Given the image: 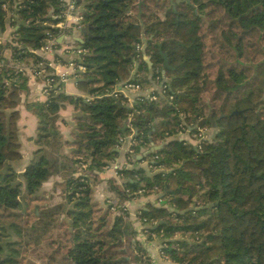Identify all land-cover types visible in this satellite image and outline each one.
Listing matches in <instances>:
<instances>
[{"label":"trees","instance_id":"obj_1","mask_svg":"<svg viewBox=\"0 0 264 264\" xmlns=\"http://www.w3.org/2000/svg\"><path fill=\"white\" fill-rule=\"evenodd\" d=\"M63 12L62 0H0V35L8 25L14 33L11 43L0 44L4 60L3 53L12 52L5 63H36L32 51L55 31L50 25ZM83 25L87 71L77 83L93 98L67 96L59 84L45 102L28 104L38 120L37 149L22 177L16 169L23 157L17 107L28 77L7 66L0 72V264H24L28 250L40 257L44 243L53 251L43 264H153L123 204L165 189L167 206L139 218L164 240L172 262L264 264V0H89ZM138 45L143 50L136 51ZM145 54L152 59L151 79ZM209 54L215 62L207 63ZM156 77L167 85L156 102L137 100L130 107L110 94L121 82L145 89ZM65 103L76 110L71 140L57 124ZM159 114L168 117L162 131ZM132 117L129 159L137 161L155 138L172 140L147 157L148 171L122 170V183L100 180L98 173L118 155L119 139L132 135ZM211 120L216 132L201 149L179 140V131L195 128L196 135L199 128L211 129ZM55 177L59 199L32 208L46 199L42 188ZM96 190L108 196L106 208L96 202ZM29 213L31 224L24 218Z\"/></svg>","mask_w":264,"mask_h":264},{"label":"crops","instance_id":"obj_2","mask_svg":"<svg viewBox=\"0 0 264 264\" xmlns=\"http://www.w3.org/2000/svg\"><path fill=\"white\" fill-rule=\"evenodd\" d=\"M63 1L66 3H70L72 1L75 2L78 5L80 11L83 12L84 14L86 3H82V0H63ZM165 1H169V0H165ZM152 8L154 9L153 5H152ZM49 14L50 15L53 14L52 9H50ZM138 19H139V22L142 21L140 14L138 15ZM84 28H87V27L83 25V27L79 30L70 29L67 32L62 34V36L59 39L60 48L56 54L60 63L68 64L69 62L77 59L75 50L82 47L83 45L82 42L85 41L84 36L87 34L83 32ZM13 37H14L13 29L10 28V25H8L5 32L0 35V44L11 43L13 40ZM7 54L9 55L7 56ZM3 56L5 60L10 61L12 58L11 50H6L3 53ZM143 59L145 60V62L147 63L149 67V64L147 61L150 59V61L152 62L151 57L145 54ZM136 65L132 72V77H134L135 74L138 72V69H136ZM27 77H28L27 90L21 94V101L17 107V110L19 111V114H20V118L18 121V127H19V139L21 143V153L23 156L21 162L16 165V169L18 170L19 174L24 173L26 165L32 158L33 152L37 149V146L35 144V138L37 134L38 120L36 116L30 110H28L27 106L30 103L45 102L47 99V96L42 93L41 81L37 79H33L30 76H27ZM151 77H152V72H151V68L149 67L148 78L151 79ZM79 79L81 80L82 77ZM122 83H125V82H121L117 84L115 86V89H121ZM153 86H154V82L151 81L149 82L145 90H149ZM62 92L67 96L82 97L85 99V101L91 100L93 98L91 95L86 94L85 92L80 90L78 83L74 80H70L69 82L62 84ZM129 94L131 95L132 92H129ZM75 115H76L75 107L71 104L65 103V107L59 113V120L57 123L59 125V129L61 133L63 134V137L65 140H71L72 138L71 132L75 125ZM194 129L195 128L189 129L187 132L179 131L178 137L180 141H185L186 143L195 146L197 150L198 148H197V141H196L195 134L191 135V132L194 131ZM25 130L28 131L29 134L27 135L26 138H23L24 137L23 131ZM210 138L211 137L208 135V139ZM170 140L172 139L162 140L159 138H155L154 141L149 145V147L144 148L142 153L136 156L137 161L129 159L127 157L128 144L126 142L121 144L119 148L118 147L115 148V151L117 152L118 155L113 161L109 163L110 169H107V170L105 169L103 172L98 173L100 180L106 181V180L113 178V179H116L119 183H122L123 178L119 177L115 173V171L117 173L125 169L127 170L145 169L146 171H148L150 168L148 167L147 157L155 152L161 151L162 149L166 148ZM155 147H159L160 149L158 151L152 152L151 150L154 149ZM140 156H142V158H139ZM116 166L118 169H116ZM172 171L173 170H170V173ZM159 172H161V169L154 170V174L159 173ZM56 182H60V179L57 177H55V183ZM169 192L170 190L165 189V191L162 193H159V194L154 193L147 197H139L133 201H127L123 204L125 208L127 209L128 213L130 214V221L132 223L131 224L132 229L133 231L136 232V238L140 242H142L143 240L147 238L141 231V223H140L141 219L139 218L141 212L149 211L152 208H160V207L167 206L168 200L166 198V194ZM97 194H100V196L102 197L101 200L100 199L98 200ZM95 200L99 204L100 208H105L107 206L106 200H108V196L103 194L101 191L96 190ZM61 219L66 222V227H68L69 220L65 218L64 216ZM156 227L154 229H156ZM69 230L72 231V228H69ZM63 231H64V228H61L58 231V234H56L57 238L60 233H63ZM147 239L152 241L150 238H147ZM146 249L151 252L153 258H155L156 263L157 264L160 263L158 247L154 245H147ZM160 264H170V263H166L165 261L161 260Z\"/></svg>","mask_w":264,"mask_h":264},{"label":"built area","instance_id":"obj_3","mask_svg":"<svg viewBox=\"0 0 264 264\" xmlns=\"http://www.w3.org/2000/svg\"><path fill=\"white\" fill-rule=\"evenodd\" d=\"M62 2L64 1L62 0ZM3 9H6L8 12L10 11L7 4L3 5ZM52 17L53 19L58 18L56 16ZM59 18H61L60 21L50 25L51 28L55 31L47 32V38L41 48L32 51L38 56V61L36 63H30L29 65H25L9 62L8 64H6L5 60L0 55V72L4 66H7L14 68L16 72L21 73L25 76H30L33 79L40 80L42 84V93L46 96L49 94V91L53 87H56L59 84H65L70 80H74L77 82L79 78H81L82 75L87 71L86 66L81 62L82 55L84 54L82 48L75 50L77 59L69 62L68 64L60 63L56 54L60 48L59 39L62 34L70 29L79 30L83 27L84 14L80 11L79 7L75 2H64V12L62 16H59ZM136 50H143V46L138 45L136 47ZM157 72L155 74H157ZM153 75L154 74H152V77ZM165 82V80L161 81L158 77H156L154 81V86L149 90L142 89L139 83L125 82L122 83L121 89L114 88L110 94L116 98L122 96L126 99V102L130 107L137 100L146 102H156L159 100L160 97L165 96L167 93V85ZM6 84H10V81L6 82ZM129 92H132V94L130 95ZM173 99V96L169 97L170 101H172ZM132 121L133 117L129 120L128 123V126L133 131L132 135L120 138L119 143L117 145V147L119 148L121 144L126 142L128 144L127 153L129 155H133V138L136 135V131L133 129ZM198 131L199 133L196 134L195 137L197 141V148L201 149L203 143L208 139V134L207 130L205 129L199 128ZM155 159H157V157H155ZM140 223L141 231L147 238H150L152 241L158 238V236L149 231L150 225L146 222V220H140ZM156 242L158 244L159 251L163 260L166 263L175 264L164 253V242H160L159 240H157Z\"/></svg>","mask_w":264,"mask_h":264},{"label":"rangeland","instance_id":"obj_4","mask_svg":"<svg viewBox=\"0 0 264 264\" xmlns=\"http://www.w3.org/2000/svg\"><path fill=\"white\" fill-rule=\"evenodd\" d=\"M89 2V0H82V3H88ZM156 10V9H155ZM157 12H159V11H156V13ZM160 17H162L163 18V14L162 15H160ZM205 30V32L207 33V30H206V26H204V29H203V31ZM212 35H209L208 34V40H210L209 42H207V46H211L212 45V41H211V39H210V37H211ZM84 38H85V36H84ZM247 40H250V38L249 37H247V39H246V41ZM262 43H264V41H262ZM143 45V44H142ZM9 54H7V56H8ZM211 55L209 54V56H208V58H207V63H213V62H215V61H213L212 59H211V57H210ZM211 73V72H213V69H210V70H208L207 71V73ZM166 80L167 81H169L170 80V83L172 84V86L174 87V89H176V90H178L177 88H179V87H177V83H176V81H175V79H172V78H170V75H168V78H166ZM206 96H210L209 95V93H207V95ZM160 115V118L163 120V124L162 125H159L158 126V131H162V130H164V128H165V126L167 125V120H168V117H166L165 115H161V114H159ZM210 130V129H209ZM209 130H207V133H208V131ZM24 132V137L23 138H26L27 137V135L29 134L28 133V131H23ZM23 140H25V139H23ZM106 170L107 169H110V166L108 165L106 168H105ZM116 169H118L117 168V166H116ZM115 173L120 177V174L119 173H117L116 171H115ZM59 191V190H58ZM42 196L43 197H45L46 199H44V200H41V201H38V202H34V203H32L31 204V207L33 208L36 204L37 205H39V206H42V205H44L45 203H47L48 202V200L49 199H51V197H55L56 199H59V195H58V193H57V191H56V185H55V178H51L47 183H45V185L43 186V188H42ZM97 198H98V200L100 199L101 200V196H100V194H97ZM105 199V198H104ZM103 199V200H104ZM107 201V200H106ZM106 208V207H105ZM113 210V209H112ZM25 219H27L28 220V223L29 224H31L33 221H34V218H33V215L32 214H30L29 213V215H26V217H24ZM64 232V231H63ZM54 238H57V236L55 235V237ZM177 239H180L181 238V236H177L176 237ZM188 239V241L189 242H191V238H187ZM156 240H159L160 242H164V240L162 239V238H160V237H158ZM156 240H154V241H150L149 239H145V240H143L142 242H140L141 243V246H143L144 248H145V250H146V252H147V255H148V257H150V259H151V261H152V263L153 264H157L156 263V261H155V258H153V256H152V254H151V252L149 251V250H147L146 249V246L147 245H154V246H156V247H158V244L156 243ZM144 242V243H143ZM47 243H44L43 244V246H42V250L44 251V255H41L40 257H37V254L38 253H32L31 251H26V253H24V264H30L29 263V260L31 261V262H34V264H43L42 262H44V263H46L47 262V260L49 259L48 257H49V255H50V253L53 251V247L52 246H48V245H46ZM61 244H63V245H65V242L64 241H62V243ZM54 246V248H55V246L57 247V245L56 244H54L53 245ZM39 251V250H38ZM45 253H47V254H45ZM158 253H159V257H160V259H159V262L161 263V260H163V258H162V256H161V254H160V251H159V247H158ZM61 257H62V254L60 253V254H58L57 256H56V260L58 261L59 259H61ZM164 261V260H163ZM160 263H158V264H160ZM47 264H49V263H47ZM53 264H56V263H54L53 262Z\"/></svg>","mask_w":264,"mask_h":264},{"label":"water","instance_id":"obj_5","mask_svg":"<svg viewBox=\"0 0 264 264\" xmlns=\"http://www.w3.org/2000/svg\"><path fill=\"white\" fill-rule=\"evenodd\" d=\"M140 25L142 27V33H144L145 25L143 24L142 21H140ZM83 32L88 33V29L87 28H84ZM82 43H84V42H82ZM163 59H164V66H165V68H168V69L171 68L170 65H169V59H168V57H167L166 54L163 55ZM147 62L149 64V67L152 69V62L150 61V59ZM138 67H139V64L136 65V69H138ZM211 123H212L211 129L208 131L207 134L210 137H213L214 134H215V132H216V122L214 120H211ZM125 129H126V124H124L123 127L121 128V132L122 133H125ZM159 149H160L159 147H155L151 151L154 152V151H158ZM139 158H142V156H140ZM22 175H23V173H20L19 174L20 177H22ZM23 190L25 191V185L23 187Z\"/></svg>","mask_w":264,"mask_h":264}]
</instances>
